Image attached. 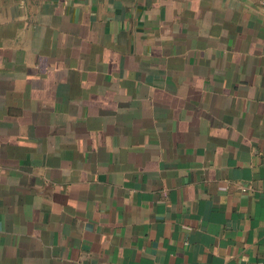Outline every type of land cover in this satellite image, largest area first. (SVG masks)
<instances>
[{"label":"crops","instance_id":"0c3cea01","mask_svg":"<svg viewBox=\"0 0 264 264\" xmlns=\"http://www.w3.org/2000/svg\"><path fill=\"white\" fill-rule=\"evenodd\" d=\"M0 264H264V0H0Z\"/></svg>","mask_w":264,"mask_h":264}]
</instances>
